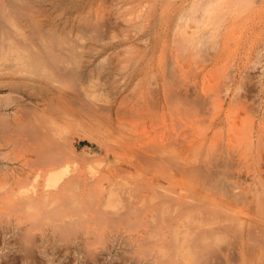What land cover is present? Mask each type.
<instances>
[{
    "label": "bare ground",
    "instance_id": "obj_1",
    "mask_svg": "<svg viewBox=\"0 0 264 264\" xmlns=\"http://www.w3.org/2000/svg\"><path fill=\"white\" fill-rule=\"evenodd\" d=\"M244 1L0 0L1 260L157 264L156 234L159 264H264V0ZM155 163L179 188L146 194Z\"/></svg>",
    "mask_w": 264,
    "mask_h": 264
},
{
    "label": "rangeland",
    "instance_id": "obj_2",
    "mask_svg": "<svg viewBox=\"0 0 264 264\" xmlns=\"http://www.w3.org/2000/svg\"><path fill=\"white\" fill-rule=\"evenodd\" d=\"M247 1L248 0H245L244 1V3H246L244 6H243V8L241 9V12H243V16L245 15L246 16V13H247V18L249 19V17L251 18L254 14L253 13H255V12H253V10H252V8H251V5L250 4H248V6H247ZM250 1V0H249ZM259 2H262L261 0H259ZM249 3V2H248ZM250 7V8H249ZM247 8H248V12H246V10H247ZM244 9H245V11H244ZM252 10V12H251V14H249L250 12L249 11H251ZM253 14V15H252ZM250 15V16H249ZM252 15V16H251ZM242 19H246V17H242ZM244 20H242V22H241V27L243 26V29H244V27L246 26V24H247V22H248V20H246V21H244ZM244 22V23H243ZM246 23V24H245ZM244 24H245V26H244ZM242 29V28H241ZM262 33H261V35L260 36H263V37H261V39H260V37H258L259 39L258 40H260V42H261V40L262 41H264V31L262 30L261 31ZM259 36V35H258ZM256 52H254V54H255ZM66 128V127H65ZM71 129V128H70ZM70 129H67L66 128V130L65 129H63V130H60L61 131V135L62 136H66V137H68V135H71V133H73L72 132V130L74 129H72L71 131H68V130H70ZM65 130V131H64ZM203 131V128H201V130L200 129H189V130H182V129H178V128H175V129H173L171 132H172V137L173 138H181V137H183V136H185L184 134H187V135H193V137H195L194 139H195V141H197V142H199L200 141V138H201V132ZM63 132V133H62ZM76 132H77V130H75V132L73 133V134H76ZM76 137H77V134L75 135ZM75 136H71V137H74L75 139H76V137ZM231 138H232V131L227 127V128H225V129H223V131H220V132H216V133H212V132H210V131H208V135H207V148H209V149H213L214 147H219L220 145H226L230 140H231ZM194 141V142H195ZM86 142V143H85ZM197 142H195V143H197ZM82 145H85V144H87V141H82V143H81ZM191 153H193V150L191 149V150H189V151H187L185 154H186V156L188 157V158H191ZM189 155H190V157H189ZM62 161H64L63 159H61ZM60 160V161H61ZM60 161H58V162H60ZM60 162L58 165H60V164H62L63 162ZM56 163V162H55ZM55 163H53L52 164V166H51V168L53 169V167H55V166H57V163H56V165H54ZM159 164L160 163H157V165H156V163H155V165H145V167H144V171H143V177H144V185H145V190H146V194L148 195H150V197H152V193H151V189L152 188H150V186H148V184L150 183V184H152V185H157V188H159V190L160 189H162L163 190V188H160V187H158V180L159 179H163L164 180V182H162V183H164V184H166V185H168V184H171L172 186H176V187H178L179 188V184L181 183V181H180V177H178V176H175V177H172L170 180H167L166 179V174H168V176H169V173H164V172H162V169L160 168V166H159ZM93 166H94V168H98V163H95L94 162V164H93ZM151 198H146V200H147V202H148V204H146V205H149L150 203H149V200H150ZM158 235L156 236V234H154V237H152V241H151V246L152 247H154V248H151V249H155V251H154V253H152L151 255H153V258H155L156 260V263L157 264H159V257H160V255L158 254V249H156V248H158V246H159V242H158ZM225 245V244H224ZM135 254H133V253H131V254H133V256L131 255L129 258H128V256H126L125 257V254L124 255H122V256H124V257H121V258H119L118 260H113L114 262V264L115 263H117V264H124V262L126 261V263L125 264H135V263H132V262H134V261H137V259H140L139 258V255H138V253H140V252H134ZM137 253V254H136ZM127 254V253H126ZM129 254V253H128ZM135 255V256H134ZM138 255V256H137ZM12 256H10V258H8V259H10V260H8L7 259V261H8V263H9V261L12 263V262H14L13 260H15L16 262V264L18 263V264H21V262L20 261H22L21 259H20V256H18V255H16V256H13V259L11 258ZM217 258H218V256H216ZM221 259H222V261L224 260L221 256H219ZM233 258V256H230V258ZM16 258V259H15ZM131 258V259H130ZM133 258V259H132ZM215 259V257L214 258H209V261H206V258H200V259H202V261L201 262H198V261H200V259H195V264H200V263H202L203 262V260L205 261V263L206 264H218V263H221V262H219V260L221 261V259ZM231 258V261L232 262H234L235 260V258H233L232 259ZM17 259H18V261H17ZM34 259H37V258H32L31 260H29L30 261V263H32V264H35V263H37V264H39V263H41V264H43L42 263V261L41 260H39V258L37 259V261L36 260H34ZM126 259V260H125ZM20 260V261H19ZM32 260L34 261V262H32ZM39 260V261H38ZM125 260V261H124ZM127 260H128V263H127ZM185 260H187L186 258H185ZM207 260H208V258H207ZM216 260H218V262L216 261ZM3 261V262H2ZM7 261L6 262H4V260H1L0 259V263L2 264H8L7 263ZM210 261H211V263H210ZM39 262V263H38ZM11 263H9V264H11ZM15 263H12V264H15ZM204 263V262H203ZM225 263V262H224ZM223 262H222V264H224ZM193 264V263H192ZM231 264V263H230Z\"/></svg>",
    "mask_w": 264,
    "mask_h": 264
}]
</instances>
